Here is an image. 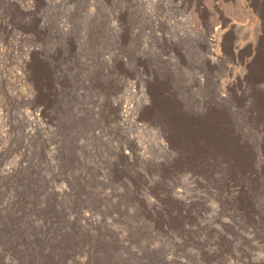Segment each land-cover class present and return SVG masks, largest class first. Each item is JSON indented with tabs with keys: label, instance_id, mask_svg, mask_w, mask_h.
I'll list each match as a JSON object with an SVG mask.
<instances>
[{
	"label": "rangeland",
	"instance_id": "1",
	"mask_svg": "<svg viewBox=\"0 0 264 264\" xmlns=\"http://www.w3.org/2000/svg\"><path fill=\"white\" fill-rule=\"evenodd\" d=\"M263 1L0 0V264H264Z\"/></svg>",
	"mask_w": 264,
	"mask_h": 264
},
{
	"label": "bare ground",
	"instance_id": "2",
	"mask_svg": "<svg viewBox=\"0 0 264 264\" xmlns=\"http://www.w3.org/2000/svg\"><path fill=\"white\" fill-rule=\"evenodd\" d=\"M261 3H262V2H261ZM263 3H264V1H263ZM256 4H257V3H256ZM261 6H262V5H260V7H261ZM263 9H264V8L261 7V10H260V11L262 12ZM263 12H264V11H263ZM262 17H263V19H264V15H262ZM261 26H262V25H261ZM263 26H264V25H263ZM261 28H262V27H261ZM263 28H264V27H263ZM219 29H220V28H219ZM223 31H224V30H223ZM215 33H216V32H215ZM221 33H222V32H221ZM226 33H227V32H226ZM217 35H218V34H217ZM222 35H223V33H222ZM258 37H259V36H258ZM221 38H222V37H221ZM261 38H262V37H261ZM261 38H260V39H261ZM213 39H214V38H213ZM261 41H262V40H261ZM215 42H216V41H215ZM209 45H212V44H209ZM261 47H262V44H261ZM236 50H237V49H236ZM239 50H240V49H239ZM260 50H261L260 48L255 49V51H257V52H260ZM240 51H241V50H240ZM240 53H241V52H240ZM238 54H239V53H238ZM257 54H259V53H257ZM260 54H261V52H260ZM260 57H261V55H260ZM260 57H259V58H260ZM261 59H262V57H261ZM211 61H213V63L216 62V60H215L213 57H212ZM255 61H256V60H255ZM257 61H258V60H257ZM249 62H250V61H249ZM256 63H257V62H256ZM257 64H258V63H257ZM260 64H261V63H260ZM251 65H252V64H250V63H249V64H248V63L246 64L248 70L252 69V66H251ZM254 65H255V63H254ZM263 65H264V64H263ZM263 65H262V66H263ZM255 67H256V66H255ZM258 68H261V67H258ZM253 70L255 71L256 69H252L251 71H253ZM262 71H263V70H262ZM255 73H256V72H255ZM260 73H261V70H260ZM243 76H244V75H243ZM257 79H258V78H257ZM155 92H157V91H155ZM155 94H156V93H155ZM155 96H157V95H155ZM262 96H263V95H262ZM156 99H157V98H156ZM154 100H155V99H154ZM159 101H160V100H159ZM164 102H165V100H164ZM168 102H169V101H168ZM154 103H155V102H154ZM158 104H159V102L157 103V105H158ZM162 104H163V103H162ZM164 104H165V103H164ZM159 105H160V104H159ZM166 105H167V104H166ZM169 105H170V104H169ZM154 107H155V106H154ZM154 107H153V108H154ZM170 107H171V106H170ZM173 107H174V106H173ZM156 108H157V107H156ZM121 109H122V106H121ZM123 109H124V107H123ZM252 109H253V108H252ZM158 111H159V107H158ZM38 112H39V111H38ZM127 112H128V111H125V110H124L123 112H121V114L119 113V114H120V120H121L122 122H123V121L125 122V120L127 119V118H126L127 115H125ZM165 112H166V111H165ZM170 113H172V112H170ZM252 113H253V111H252ZM165 114H166V113H165ZM128 115H129V114H128ZM138 115H139V114H138ZM170 115H171V114H170ZM175 115H176V114H175ZM172 116H173V115H172ZM175 117H176V116H175ZM182 117H183V116H182ZM125 118H126V119H125ZM136 118H137V117H136ZM137 119H138V118H137ZM220 119H221V118H220ZM220 119H219V120H220ZM127 120H128V119H127ZM220 121H221V120H220ZM171 122H172V121H171ZM173 122H174V121H173ZM173 122H172V123H173ZM175 122H176V121H175ZM135 123H136V122H135ZM228 124H229V123H228ZM228 124H226L225 127L228 126ZM198 125H200V124H198ZM215 125H216V123H215ZM219 125H220V124H219ZM219 125H218V126H219ZM229 125H230V124H229ZM200 126H201V125H200ZM222 126H223V125H222ZM177 127H178V126H177ZM216 127H217V126H216ZM168 128H169V127H168ZM187 128H188V127H187ZM218 128H220V127H218ZM226 128H227V127H226ZM214 129H216V128H214ZM223 129H224V128H223ZM223 129H222V130H223ZM169 131H170V130H169ZM169 131H168V132H169ZM201 131H202V130H201ZM217 131H218V130H217ZM168 132H167V133H168ZM184 132H185V131H184ZM214 132H216V131H214ZM221 132H222V131H221ZM198 133H199V132H198ZM198 133H197V134H198ZM201 133H202V132H201ZM206 133H207V131H206ZM210 133H211V132H210ZM223 133H224V132H223ZM227 133H228V131H227ZM227 133H225V134H227ZM172 134H173V133H172ZM204 134H205V133H204ZM216 134H217V133H216ZM218 134H219V133H218ZM219 135H220V134H219ZM234 135H235V134H234ZM170 136H171V134H170ZM215 136H216V135H215ZM223 136H224V135H223ZM228 136H229V135L227 134V136H225V137H228ZM203 137H204V136H203ZM218 137H219V136H218ZM220 137H221V136H220ZM199 138H200V137H199ZM205 138H206V137H205ZM207 138H208V137H207ZM221 138H223V137H221ZM201 139H202V138H200V140H201ZM212 139H214V138H212ZM216 139H218V138H216ZM219 139H220V138H219ZM223 139H225V138H223ZM226 139H227V138H226ZM233 139H234V138H233ZM233 139H231V140H233ZM200 140H198V141H200ZM214 140H215V139H214ZM231 140H230V142H231ZM171 141H172V140H171ZM171 141H170V142H171ZM204 141H205V140H204ZM210 141H211V139H210ZM217 141H218V140H217ZM221 141H222V140H221ZM208 142H209V140H208ZM212 142H213V141H212ZM219 142H220V141H219ZM231 143H232V142H231ZM235 143H236V141H235ZM235 143H234V144H235ZM197 144H198V143H197ZM211 144H212V143H211ZM224 144H225V143H224ZM204 145H205V144H204ZM204 145H203V146H204ZM207 145H208V144H207ZM217 145H221V144L219 143V144H217ZM226 145H227V144H226ZM226 145H223V146L225 147ZM229 145H230V143H229ZM229 145H228V146H229ZM199 146H200V144H199ZM221 146H222V145H221ZM223 146H222V147H223ZM195 147H196V146H195ZM200 147H201V146H200ZM215 148H217V147H215ZM225 148H226V147H225ZM238 149H239V147H238ZM213 150H214V149H213ZM233 151H234V150H233ZM205 152H206V151H205ZM205 152L203 153V155L206 154ZM211 153H212V152H211ZM230 153H231V151H230ZM199 154H200V153H199ZM207 154H208V153H207ZM206 157H207V156H206ZM206 161H207V160H206ZM200 162H201V160H200ZM204 162H205V161H204ZM205 163H206V162H205Z\"/></svg>",
	"mask_w": 264,
	"mask_h": 264
}]
</instances>
